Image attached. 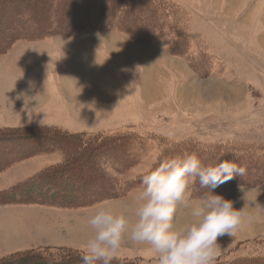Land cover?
I'll use <instances>...</instances> for the list:
<instances>
[{
  "label": "rangeland",
  "instance_id": "1",
  "mask_svg": "<svg viewBox=\"0 0 264 264\" xmlns=\"http://www.w3.org/2000/svg\"><path fill=\"white\" fill-rule=\"evenodd\" d=\"M32 1L0 0V264H262L264 0Z\"/></svg>",
  "mask_w": 264,
  "mask_h": 264
},
{
  "label": "trees",
  "instance_id": "2",
  "mask_svg": "<svg viewBox=\"0 0 264 264\" xmlns=\"http://www.w3.org/2000/svg\"><path fill=\"white\" fill-rule=\"evenodd\" d=\"M9 1H11V0H9ZM18 1H20V0H18ZM40 1H44V0H40ZM39 1V2H40ZM91 1H96V0H91ZM2 2L4 3L5 2V0H2ZM37 2L38 1H32V2H30V4H33V5H30L29 3H27L26 2V6L29 8V10H33L32 12L34 13V9H33V7H35L36 6V4H37ZM110 2V1H109ZM131 2V1H130ZM132 2H134L135 3V0H132ZM22 3H23V1H22ZM41 3V2H40ZM63 3H64V1L63 2H60V5H61V7L63 6ZM24 4V3H23ZM79 2H77V4L75 5V7L76 8H78L79 7ZM41 5H43V4H41ZM98 5H99V3H98ZM24 6V5H23ZM45 6V5H44ZM100 7L101 6H103V4L102 5H99ZM47 11H48V9H46ZM22 12L23 13H25L26 12V10H25V8L23 7L22 8ZM89 14H87V17H86V19H84V21H81L80 22V24L81 25H83L84 27H86V28H92V27H94V28H99V27H101L100 25V23H105V22H108V21H110L112 18L111 17H107L106 15L104 16V20H102L101 21V19H100V23H97V21H95V20H88V18H89V16H90V12H88ZM0 14H2V13H0ZM34 14H36V13H34ZM79 14H80V12H79ZM32 15V14H31ZM32 16H34V17H36L35 15H32ZM3 17V16H2ZM37 18V17H36ZM35 18V19H36ZM47 18V17H46ZM100 18H101V16H100ZM103 18V17H102ZM107 18H108V21H107ZM63 19V18H62ZM95 19V18H94ZM31 20V19H30ZM22 21H26V20H23V19H21V18H17V19H15V29H18V27L20 26V25H22ZM33 21V20H32ZM35 22L37 21V19L36 20H34ZM69 21V22H68ZM67 22L68 23H66V26H64L63 25V27H69V28H66V30H65V32L67 33V34H71V33H73V31H72V28L73 27H71L70 28V24L71 23H73L72 21H70V20H68ZM113 19L110 21V22H112L113 23ZM60 22H61V20H60ZM66 22V21H65ZM21 23V24H20ZM48 23H49V20H48ZM74 24V23H73ZM16 31V33H18V34H20V30L18 31V30H15ZM151 39L152 40H154L155 38H153V37H151ZM45 127H47V128H45ZM44 129H50V127H48V126H44L43 127ZM34 134H41V135H43V136H45L46 135V133H42V132H38V131H35V132H33ZM32 133V134H33ZM47 137H49V138H52V137H55V136H50L49 135V132H47ZM57 137V136H56ZM105 137H107V136H105ZM49 138H45V139H43L42 138V140H49ZM78 138V136L77 135H74V137H73V139H77ZM11 139H13V140H16V139H21V138H19V136H14V137H12ZM53 139V138H52ZM58 139H60V140H64L63 138H61V137H58ZM0 140H2V138L0 139ZM68 140V139H67ZM66 140V142H68ZM49 141H51L53 144H54V140H49ZM73 142H74V140L71 142L72 144V146H73ZM26 143H28L27 141H26ZM75 143H77L76 141H75ZM85 148H88V146H84L83 147V149H80L79 151H82V150H84ZM93 148H96V147H93ZM114 150H116V148L114 147L113 148V151ZM83 152H85V151H82V153ZM80 154V153H79ZM78 154V155H79ZM62 164V163H61ZM60 172V171H59ZM63 172V171H62ZM60 173L61 174V176H64V174L63 173ZM59 174V175H60ZM45 178H47V175L44 177V179ZM80 181H82V180H80ZM43 184V183H42ZM45 184V183H44ZM61 183H59V185H60ZM21 184H19V185H17L15 188H14V190H12L10 193H8V192H6V193H8V194H6V196H4V194H3V200H5V201H7V202H21V201H24V202H26V203H30V202H34L35 204H52V203H49V202H47L46 200H47V197H48V195H50L51 196V200H52V202L53 203H57V205L56 206H59V203H61V202H63L62 200H61V196L62 195H58V194H56V190H57V188L56 187H58V184H57V182L54 184V185H56V187L54 186V185H52V184H48L47 186H46V189H47V193H48V195L45 193L44 194V196H42V197H40V198H38V200L37 201H34V200H25V199H21L19 196H18V194H20V195H22V193H20V192H18V191H16V189L18 188V186H20ZM66 184L65 183H62V187H64ZM74 184H70V186L68 185V186H66V187H69V188H66L67 189V191L70 193V194H79V196L80 197H78L80 200H78L79 202V204H87V203H85V202H88L89 200H87V199H85V198H88L89 197V195H90V189H88V191L86 190L87 188V186H85V187H83L82 189H78V187H77V185H75L76 187H74L73 186ZM58 189H60V188H58ZM98 189H102V186H101V188H98ZM48 191H50V193L48 192ZM88 192H89V195H88ZM18 193V194H17ZM64 193V192H63ZM63 197H65V198H68V197H66V196H63ZM44 198V199H43ZM60 198V199H59ZM43 199V200H42ZM40 200H42V201H40ZM61 200V201H60ZM80 201H82V203L80 202ZM64 260L66 259V258H63ZM61 260L60 262H58V264H61V262L62 261H64V260ZM84 259V258H83ZM82 258L81 259H79V258H77V260H74L76 263L77 262H84V261H80V260H83ZM252 259H255V260H258V259H261L260 261H262V264H264V257H253ZM66 262H65V264H68L67 262V259L65 260ZM48 264H50V263H48ZM52 264V263H51ZM86 264H93L92 262H90V263H88V261L86 262ZM94 264H98V263H94ZM99 264H101V263H99ZM105 264V263H104ZM246 264H250V263H246ZM252 264V263H251Z\"/></svg>",
  "mask_w": 264,
  "mask_h": 264
},
{
  "label": "bare ground",
  "instance_id": "3",
  "mask_svg": "<svg viewBox=\"0 0 264 264\" xmlns=\"http://www.w3.org/2000/svg\"><path fill=\"white\" fill-rule=\"evenodd\" d=\"M30 5H33V4H30ZM76 8V7H75ZM37 22V21H36ZM5 38V37H4ZM70 76L72 77V79H73V83H78V87H79V85L80 84H83V83H86V82H84L85 80H87L86 78V76H84V74H82V73H79L75 68H74V70H73V72H72V70L70 71ZM81 80H83V83L81 82ZM91 84V83H90ZM89 83H87V93H92V92H94V91H96V90H93V85L91 86ZM35 136V135H34ZM35 138V137H34ZM32 139V138H31ZM33 140V139H32ZM30 142V141H29ZM119 203V202H118ZM115 206H117V209H116V211L117 212H122L123 210H122V208L120 207V206H118V205H115ZM10 226V225H9ZM78 226V225H77ZM79 227V226H78ZM64 260V259H63ZM66 260V259H65ZM62 261L61 262V264H65V262L66 261ZM94 264V263H93ZM99 264V263H98ZM104 264V263H103Z\"/></svg>",
  "mask_w": 264,
  "mask_h": 264
},
{
  "label": "crops",
  "instance_id": "4",
  "mask_svg": "<svg viewBox=\"0 0 264 264\" xmlns=\"http://www.w3.org/2000/svg\"><path fill=\"white\" fill-rule=\"evenodd\" d=\"M75 39V37H73Z\"/></svg>",
  "mask_w": 264,
  "mask_h": 264
}]
</instances>
